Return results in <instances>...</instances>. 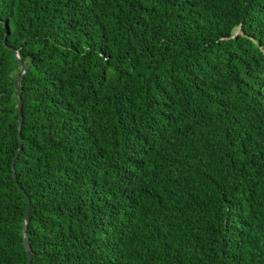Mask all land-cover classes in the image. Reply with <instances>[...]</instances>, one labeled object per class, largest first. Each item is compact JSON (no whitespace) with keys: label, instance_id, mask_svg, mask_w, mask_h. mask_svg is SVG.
<instances>
[{"label":"trees","instance_id":"obj_1","mask_svg":"<svg viewBox=\"0 0 264 264\" xmlns=\"http://www.w3.org/2000/svg\"><path fill=\"white\" fill-rule=\"evenodd\" d=\"M25 194L31 264H264V0H0V264Z\"/></svg>","mask_w":264,"mask_h":264},{"label":"water","instance_id":"obj_2","mask_svg":"<svg viewBox=\"0 0 264 264\" xmlns=\"http://www.w3.org/2000/svg\"><path fill=\"white\" fill-rule=\"evenodd\" d=\"M5 27H6V31H5L4 38H3V44H4V46L6 48L14 50L15 57H16L18 63L20 64V66L22 68L21 73L19 75H17L15 77V79H14V88L16 90L17 98H18V150H17V153L14 156L13 161H12V176H13V178L15 180V183H16L17 187L19 188V190L24 193V190L21 188V186L19 185V183L17 181L14 163H15V160L17 159L19 153L22 150V142H23L22 141V137H21V128H22V123H23V113H22L21 89H20V86H19V82L28 73V65L21 61L18 50L14 49L13 47H11V46H9L7 44L6 40H7V36H8L9 30H8L7 25H5ZM26 198H27V200H26L25 211H24L22 235H23V245H24V248H25V250H26V252L28 254V264H31L32 255H31V252H30L29 238H28V234H27V227H28V223H29V203H30V198L27 195H26Z\"/></svg>","mask_w":264,"mask_h":264}]
</instances>
